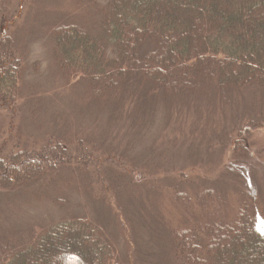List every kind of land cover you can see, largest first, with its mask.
I'll use <instances>...</instances> for the list:
<instances>
[{"label": "trees", "instance_id": "16d2710c", "mask_svg": "<svg viewBox=\"0 0 264 264\" xmlns=\"http://www.w3.org/2000/svg\"><path fill=\"white\" fill-rule=\"evenodd\" d=\"M65 3L68 15L77 11L74 19L54 25L52 16L47 23L53 27L47 69L56 76L54 83L46 82L50 89L44 90L34 84L24 104L30 107L35 97L60 90L65 94L61 103L68 105L71 99L82 106L70 112L65 129L53 123L29 140L22 138L24 132L12 134L11 147L0 151V192L5 193L0 206L29 198L33 190L49 194L51 188L52 206L62 214L43 223L34 218L25 222L26 216L16 212V222L0 228V264H126L131 240L134 264H186V259L188 264H264V148L258 157L251 146L256 121L264 125V97L249 99L250 91L264 94V0ZM22 30L25 26L23 35ZM9 44L0 40V96L14 102V94L23 99V70ZM162 62H174L177 78L172 73V80L166 79L158 71ZM142 71L161 75L154 78L161 87L153 79L129 89V78L138 80ZM202 72L204 83L193 82L195 91L180 87L183 98L177 99L175 83L192 81ZM242 80L248 85L236 89ZM239 90L247 97L241 98ZM236 94L240 101L230 105ZM41 104L35 102L34 112H41ZM79 112L87 120L92 114H110L111 123L129 134L153 123L156 115L170 123L161 122L149 156L132 155L131 144L106 137L109 132L93 121L82 123ZM177 116L180 123L192 118L194 138L173 121ZM166 123L175 138L170 131L161 134ZM73 185H79L84 198L79 209L77 202L56 194L58 187L71 194ZM218 185L223 190L215 209L225 210L223 218L202 210L211 202L212 186ZM6 212L0 208V217ZM110 217L124 235L122 251L114 243V225L106 224ZM202 220L204 233L199 231Z\"/></svg>", "mask_w": 264, "mask_h": 264}, {"label": "rangeland", "instance_id": "374dc122", "mask_svg": "<svg viewBox=\"0 0 264 264\" xmlns=\"http://www.w3.org/2000/svg\"><path fill=\"white\" fill-rule=\"evenodd\" d=\"M103 2V0H102ZM68 7L65 3V0H0V40H8L9 41V47L11 49V55L15 60H18L20 58V66L23 70L22 78L19 81L20 82V94H23V99L20 100L17 96V94H14V102L12 101H6L3 98V96H0V151L4 152L6 149H9L11 145L8 143L10 140L13 139L12 134H16L15 136L19 137L22 132L26 133L27 135L22 136V138H25L26 140L32 139L34 134H36V131L43 132L46 129V126H51L53 123L56 124V129H65L67 127L66 121L67 118L69 119L71 117L70 112H73L74 110H78L81 108V104L78 102H75L74 100L69 99L68 101L70 104L67 105V102L61 103V101H64L65 94H61L58 92H52L51 94H43L39 95L38 97L34 98V102L29 104H24V102L27 100L26 93L33 91L31 88H35V85L40 84L41 88L44 90L47 88L46 82H52L51 79H55L56 76H53L50 74V71L47 69V66H50L49 56H50V45L48 43V36H50V32L53 27L49 28L52 24L57 25L60 22L63 21H69L74 19V16H76L77 11H73L70 15H68ZM55 17V21L47 28V23L51 17ZM59 21V22H58ZM80 21L86 22L85 19H81ZM25 26L26 30H22L23 33L20 34V29ZM3 37H7L3 38ZM21 41V42H20ZM17 42V44H16ZM24 43V44H23ZM21 44V48H20ZM4 50V49H2ZM1 51V49H0ZM0 55H2V52H0ZM4 56V54H3ZM165 61V59H163ZM161 70L160 73L162 75L164 74V77L166 79L172 80V73L174 77L177 76V71L175 69L174 62L168 63V62H162L161 63ZM141 71V70H139ZM139 79L135 80L134 78H129V89H137L140 86H143L145 82L149 83L152 82L155 77H160L161 75H158L156 71L151 72H139ZM142 74V75H141ZM187 74V73H186ZM177 78V77H176ZM159 86L158 80L154 79ZM204 80H206V74L203 72L199 76H195L194 80H187V83L184 81L175 83L178 84L177 86V93L176 98L180 99L183 98L181 92L179 91L180 87H189L191 91H195L196 88L195 85H193V82L200 81L201 83H204ZM136 82V83H135ZM122 85L124 84V81L121 80ZM228 85H231L230 83H227ZM121 85V86H122ZM191 85V86H190ZM248 84L243 83V80L239 82L238 84H235L234 87L236 89H239V87L247 86ZM49 86V85H48ZM120 82L115 86H113V92L115 89H119ZM49 88V87H48ZM47 88V89H48ZM50 89V88H49ZM198 89V88H197ZM259 90V92H257ZM261 89H256V96L253 94V91H250V98L252 101L257 99L259 97L263 98L264 94H261ZM16 92V91H14ZM240 92V90H239ZM26 94V95H25ZM240 97H247L244 92H240ZM260 95V96H259ZM261 95L263 97H261ZM54 97L58 98V103L54 99ZM240 98V99H241ZM41 100V112H34L36 108L35 102L37 103V100ZM238 95H231V100H229V103L231 105V102H239L240 101ZM245 100V99H243ZM30 102V101H29ZM241 103V102H240ZM47 106V107H46ZM33 107V108H32ZM69 107L73 108L71 110ZM160 107V106H159ZM83 109V108H82ZM232 106L229 107V112L231 111ZM79 121L82 123L85 121L88 122V124L93 121L96 123V125L102 129L106 130V132H109L106 137H109L110 139H124L125 142L127 141L129 144H131V149L129 150L130 153L133 155L136 154H145L149 156L153 150L151 148L148 149V147L151 145V141L156 138L158 135L160 129H161V122L162 121H168V117H164L163 115H156L154 118H152V122L148 124L147 127H143L142 130H140L137 134L131 132L130 134L127 132H122L121 129L116 128L117 126L111 123V117L110 114L103 113L102 115H98L94 118V115L92 114L90 116V120H87V117L79 112ZM173 120L174 122L178 123L179 128L184 132L185 136L188 134H191L194 138L197 134L196 129L194 128V125L191 123L192 118H186V120L182 121L180 123L179 117H175ZM255 119V118H253ZM96 120H98L96 122ZM256 121V120H255ZM256 126L259 125L258 128L253 127L252 129V135H251V146L254 150V152L259 156L262 155L264 148V125L263 123H260L256 121ZM164 123V122H163ZM170 123V122H169ZM45 127V128H44ZM255 128V129H254ZM13 131V132H12ZM170 131L169 137H176L175 131L171 130L169 125L166 123L163 130L161 131V134L167 133ZM106 132H102V136H105ZM147 136L146 141L143 142L144 138ZM16 138V137H15ZM14 138V139H15ZM7 141V142H6ZM12 143V142H11ZM10 143V144H11ZM216 143V142H215ZM126 144V143H125ZM9 145V146H8ZM4 147V148H2ZM168 147L163 146L162 149H167ZM181 149L183 152H190L193 151V148H168V151H179ZM186 149V150H184ZM143 151V153H142ZM225 159L226 157H229V150H226L225 153ZM224 166V164H223ZM11 168H14L11 166ZM219 171V170H217ZM216 171V173H217ZM216 173L213 175L215 176ZM262 175V174H261ZM213 178V177H212ZM59 183V177L53 182V186H56ZM262 186H264V175L262 178ZM213 190H211L209 193L211 195V202L206 201L205 204L202 205V210H208L210 214H208L211 217H214L213 212H218L220 218L225 217L223 214V211L225 210H216L215 207L219 205L220 200L218 199L219 192L223 190V187L221 185L218 186H212ZM58 193L61 196H64L63 199L71 200L77 202L75 205L76 208L79 209V207L82 208V205L79 204L83 202L84 199L83 196L80 194L82 192L79 191V185H73L71 186V194L67 193L66 189H63L61 187H58ZM34 191V190H33ZM33 191L30 193L29 198H26L21 200L20 202H9L5 203L0 208L6 212L5 218L3 216L0 217V228H3L6 223L12 224L16 222V217L14 214L16 212H21L23 216L25 217V222L29 221L31 219H35L41 221V222H49L51 219L55 218L58 219L61 216V212L58 210L57 207L52 206V198L55 197V193H53L51 188H48L49 194H41L40 190L36 192V194H33ZM140 193V192H139ZM5 193L0 192V198L4 197ZM215 197V198H214ZM61 199V198H60ZM227 199L228 203L230 201V196L225 197ZM62 200V199H61ZM78 200V201H77ZM200 201V200H199ZM192 215L195 217V219H199L200 216H195V208L193 209V206L190 208ZM104 217L108 214H103ZM31 217V218H29ZM205 222V220H202L200 222L199 231L201 233H204L206 225L202 224ZM108 226L114 225L113 227L116 229L118 233L115 234L114 243L117 248H120L122 251V246L126 247V241L124 238V235L122 233L121 228L117 224H113V219L110 217L108 220ZM191 226L193 225L190 223ZM208 224V223H207ZM203 225V226H202ZM194 228V225H193ZM232 228V226H231ZM196 233V231H195ZM228 240V239H226ZM263 240L260 233H258V237L256 238L257 242H261ZM132 247L126 249L125 253L128 256V260L126 261V264H134V249L135 244L131 240ZM52 245V244H51ZM222 247V244L221 246ZM192 248V246L190 247ZM214 246H210L209 249L214 250ZM194 250V249H191ZM201 250V253L203 254V257L205 258V253L202 251V247H199L198 251ZM64 261V260H63ZM120 260L118 261L119 264ZM186 264L189 263V260H185ZM206 262V259L203 261Z\"/></svg>", "mask_w": 264, "mask_h": 264}]
</instances>
